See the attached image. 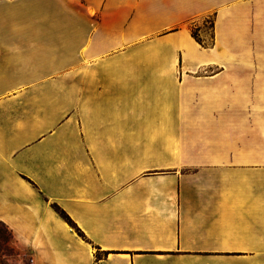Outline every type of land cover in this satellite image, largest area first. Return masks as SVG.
<instances>
[{
    "label": "crops",
    "instance_id": "0c3cea01",
    "mask_svg": "<svg viewBox=\"0 0 264 264\" xmlns=\"http://www.w3.org/2000/svg\"><path fill=\"white\" fill-rule=\"evenodd\" d=\"M0 223L35 264H264V0H0Z\"/></svg>",
    "mask_w": 264,
    "mask_h": 264
},
{
    "label": "rangeland",
    "instance_id": "374dc122",
    "mask_svg": "<svg viewBox=\"0 0 264 264\" xmlns=\"http://www.w3.org/2000/svg\"><path fill=\"white\" fill-rule=\"evenodd\" d=\"M208 40V34L201 35ZM60 215L57 208H53ZM33 260V262H31ZM0 264H35L33 251L14 241L9 230L0 223Z\"/></svg>",
    "mask_w": 264,
    "mask_h": 264
},
{
    "label": "trees",
    "instance_id": "16d2710c",
    "mask_svg": "<svg viewBox=\"0 0 264 264\" xmlns=\"http://www.w3.org/2000/svg\"><path fill=\"white\" fill-rule=\"evenodd\" d=\"M202 33L208 34V40L201 38ZM191 37L203 48H210L213 44V39H214L212 18L205 19L202 23V27L198 25H192ZM60 216L69 226L74 228V224L72 223V221L63 212H60ZM78 235L81 238H83V235L79 231H78Z\"/></svg>",
    "mask_w": 264,
    "mask_h": 264
},
{
    "label": "built area",
    "instance_id": "2783aa9c",
    "mask_svg": "<svg viewBox=\"0 0 264 264\" xmlns=\"http://www.w3.org/2000/svg\"><path fill=\"white\" fill-rule=\"evenodd\" d=\"M32 262V261H31Z\"/></svg>",
    "mask_w": 264,
    "mask_h": 264
}]
</instances>
